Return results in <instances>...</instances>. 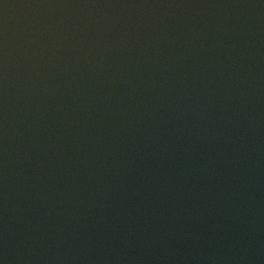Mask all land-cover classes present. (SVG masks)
Listing matches in <instances>:
<instances>
[{"label": "water", "instance_id": "water-1", "mask_svg": "<svg viewBox=\"0 0 264 264\" xmlns=\"http://www.w3.org/2000/svg\"><path fill=\"white\" fill-rule=\"evenodd\" d=\"M0 264H264V0H0Z\"/></svg>", "mask_w": 264, "mask_h": 264}]
</instances>
